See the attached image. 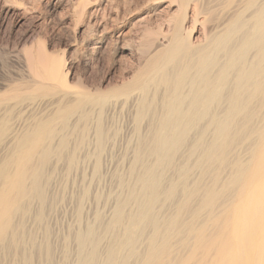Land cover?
I'll return each instance as SVG.
<instances>
[{
	"label": "bare ground",
	"instance_id": "obj_1",
	"mask_svg": "<svg viewBox=\"0 0 264 264\" xmlns=\"http://www.w3.org/2000/svg\"><path fill=\"white\" fill-rule=\"evenodd\" d=\"M168 2L166 32L150 57L155 66L140 81L136 94L128 97L131 112L157 117L143 146L147 150L144 153L154 157L161 169L139 166L140 175L133 178L135 192L130 185L129 197L118 203L122 210L113 209L103 227L112 231L116 228L123 235L115 236V240L112 237L111 245H102L105 255H99V264H264V0ZM218 12L220 17L213 18L212 14ZM215 17L218 21L211 26ZM92 21L95 28L105 29L107 25L103 13L94 15ZM152 42L145 40L141 51L145 53ZM30 58L27 64L34 78L37 75L29 65ZM38 59L43 61L44 57L39 55ZM53 68L48 72L53 83H26L22 94L15 84L10 85L0 99V264L5 242L16 245L18 237L21 239L19 219L31 216L32 223L43 221V166L53 156L65 157L62 151L66 150L67 138L56 135L58 125L63 128L87 103L73 97L72 92L56 93L55 87H67L56 84L58 70ZM152 87L161 91L159 105L154 103L155 92L149 98ZM34 93L44 94L39 98ZM88 103L102 108L105 100ZM20 108L37 109L39 113L12 122L8 113ZM253 121L258 122L256 126ZM94 123L91 138L100 143L97 149L102 151L106 140L102 119L98 116ZM192 131L196 139L188 146L189 151L186 147L185 161L177 167L176 176L166 175L174 150ZM208 134L213 137L203 143ZM53 140L55 144H51ZM139 148L134 152L135 159L144 154ZM194 156L197 159L192 162ZM196 169L207 182L203 181L205 177L192 179L193 175L189 182V173ZM127 202L132 203L128 209ZM34 203L39 206L36 212ZM94 236L78 237L79 246L85 253L90 251L87 256L81 255L78 264H98L99 239ZM115 256L122 261L115 263Z\"/></svg>",
	"mask_w": 264,
	"mask_h": 264
},
{
	"label": "rangeland",
	"instance_id": "obj_2",
	"mask_svg": "<svg viewBox=\"0 0 264 264\" xmlns=\"http://www.w3.org/2000/svg\"><path fill=\"white\" fill-rule=\"evenodd\" d=\"M169 7L168 0H0V99L4 98L3 93L10 85L15 84L22 94L26 92L23 87L26 83L44 86L53 83L48 79V72L55 67L53 69L58 70L59 77L56 84L60 86L63 83V86L67 87H55L56 93L72 92L73 97H81L87 102L77 112L80 115L76 113L70 116L63 128L58 125L56 135L69 138L64 140L66 150L62 151L67 159L63 156H53L51 162L43 166L41 177H44L42 179L45 181L44 189L46 188V213L43 221L32 223L34 219L31 216L23 217L24 220L19 219L21 239L18 237L16 245L5 242L6 248L2 255L5 258L3 257L2 264H74L76 260L78 264L81 255L87 256L90 253L87 247L85 249L89 252L85 253L84 248L79 246L78 237L90 239L95 235L96 238L94 236L93 239H99L96 246L98 257L100 255L103 258L105 252L102 245H111L116 239L115 236L118 238L123 235L116 228L113 231L112 228L104 230L111 211L122 210L118 203L121 198L129 197L134 175H140L141 172H138V169H145V166H154L158 171L161 169V166L155 165L154 157L144 153L147 151L144 146L153 131L151 127L155 128L154 119L157 117H152L151 113L147 116L131 112L128 97L136 94L135 90L140 81L146 79L155 66L150 63V57L166 32V12ZM102 13L107 24L105 29L93 27L94 15L102 16ZM218 13L212 14V17H220V12ZM217 17L212 20L211 26L218 21ZM145 40L153 42L152 47L145 49L146 52L143 53L141 44ZM39 55L44 57L43 61H39ZM29 58V65L37 75L34 78L29 74ZM26 77L28 79L25 80ZM156 88L158 87L149 89V98L156 93L154 103L158 104L161 91ZM43 94L33 95L43 97ZM68 98L70 99V95ZM95 99L105 100L102 108L99 105L93 107L88 103V100ZM127 99L128 103L125 104ZM36 113H39L37 109L20 108L19 111L15 109L9 112L7 116H11L13 122ZM83 114L88 118L82 117ZM98 116L102 119L106 137L102 151L97 149L100 143H95L92 139V128ZM86 119L90 121L86 122ZM205 123L206 121L202 124ZM255 123L253 121V126ZM192 132L183 139V147L178 146L176 151L174 150L175 154L171 155V170L168 169L166 175L169 172L168 176H176L177 167L185 161V152L190 148L188 146L196 139V133ZM211 137L213 136L208 134L202 142H209ZM55 143L56 140L51 142ZM138 145H144L138 148L140 154L144 153L146 156L143 154L135 159L133 155ZM2 150L0 145V152ZM94 152L99 153L98 157L94 156ZM194 157H189L192 162L197 159ZM134 160L140 164L136 161L137 168L134 167L137 166L136 163L131 165ZM132 166L137 170L131 169ZM196 170H193L194 174L192 171L189 173V182L199 176L205 177L203 181L206 179L207 182V177L201 175L202 171L199 169L200 174ZM190 175H193V178ZM132 192H135L133 187ZM121 193L123 197L120 196ZM37 203L32 206L34 212L39 209ZM130 203L127 202V209L131 206ZM169 209L171 211V208ZM124 210L126 211V206ZM137 229L135 225L133 231L136 232ZM99 230L103 232L100 233ZM117 251H122V248H117ZM118 257L120 256H115V263H118L116 260L122 261ZM99 261L100 257L98 264Z\"/></svg>",
	"mask_w": 264,
	"mask_h": 264
}]
</instances>
